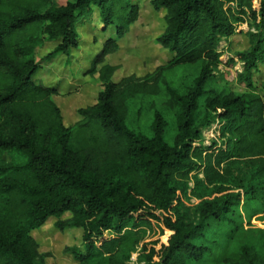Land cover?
<instances>
[{"label": "trees", "instance_id": "16d2710c", "mask_svg": "<svg viewBox=\"0 0 264 264\" xmlns=\"http://www.w3.org/2000/svg\"><path fill=\"white\" fill-rule=\"evenodd\" d=\"M148 1L164 12L156 42L172 56L113 81L105 58L138 20V0H0V264H45L30 232L51 217L81 229L82 247L69 249L76 264H264V230L260 251L256 232L236 237L240 207L264 210V99L252 82L264 0ZM92 6L113 31L86 70L101 90L66 125L57 89L36 78L35 50L45 39L60 40L47 57L76 48ZM244 24L238 92L218 82L219 43ZM130 105L135 120L150 114L147 132L130 123ZM211 124L218 135L201 145Z\"/></svg>", "mask_w": 264, "mask_h": 264}, {"label": "rangeland", "instance_id": "374dc122", "mask_svg": "<svg viewBox=\"0 0 264 264\" xmlns=\"http://www.w3.org/2000/svg\"><path fill=\"white\" fill-rule=\"evenodd\" d=\"M55 1L59 4L65 2V0ZM138 3L140 4L138 20L131 26L129 32L118 40V51L105 58L106 63L117 66L112 76L113 81H118L129 75L142 77L166 63L172 56L156 42L157 36L161 34L165 26L164 12L162 10L154 11L148 0H138ZM241 29V32H237L219 43L221 64L218 66V82L238 92L247 90V87L237 79V75L243 68V62L238 61L235 54L247 50L250 46L246 35L248 26L244 24ZM77 30L79 34L78 46L70 49L67 54L55 53L47 57L60 42L59 39H45L44 43L35 50V58L40 64L36 78L43 84L57 89L58 94L54 95L53 99L61 108L66 125H71L78 120L77 110L94 102L96 95L101 90L97 77L86 74V70L90 59L101 46L103 39L113 34L110 27L105 31L102 29L98 9L94 6L91 7L89 14H84V17L78 21ZM251 30L253 29L251 28ZM229 58L234 59V63L229 64ZM252 82L264 99V62L259 63L257 69L253 71ZM136 109L137 106L130 105L129 120L134 121H130V123L147 132L150 114H145L139 120H135ZM217 135V124L203 128L200 144L209 145ZM256 207L258 206L238 209L237 218L243 224L236 237L245 240L251 237L252 231L256 232L253 234L252 241L260 251L262 230H264V210ZM250 210H256L259 213L253 214L256 218L251 220L252 224H247L245 219H247ZM68 217L69 214L65 213L60 219ZM56 221L57 218L51 217L30 233L38 243V250L44 257L45 264H76L69 249L82 247L81 229L75 227L59 229L55 225ZM232 251L233 249L230 252ZM230 252L227 251L225 254H234V252ZM218 255H224L221 248L218 250ZM126 264L142 263L136 260ZM199 264H221V261L220 259L207 260Z\"/></svg>", "mask_w": 264, "mask_h": 264}, {"label": "built area", "instance_id": "2783aa9c", "mask_svg": "<svg viewBox=\"0 0 264 264\" xmlns=\"http://www.w3.org/2000/svg\"><path fill=\"white\" fill-rule=\"evenodd\" d=\"M134 261H136V259H135L134 256H132L130 263H132V262H134Z\"/></svg>", "mask_w": 264, "mask_h": 264}, {"label": "crops", "instance_id": "0c3cea01", "mask_svg": "<svg viewBox=\"0 0 264 264\" xmlns=\"http://www.w3.org/2000/svg\"><path fill=\"white\" fill-rule=\"evenodd\" d=\"M261 213H262V212H261ZM255 218H256V217H255V216H253V217H251V220H252V219H255ZM251 220H250V223H251ZM251 224H252V223H251Z\"/></svg>", "mask_w": 264, "mask_h": 264}]
</instances>
